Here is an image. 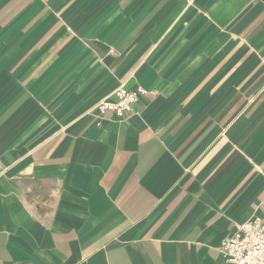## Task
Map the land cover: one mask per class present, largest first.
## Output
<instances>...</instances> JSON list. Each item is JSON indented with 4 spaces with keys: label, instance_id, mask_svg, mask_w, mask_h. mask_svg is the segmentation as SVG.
<instances>
[{
    "label": "crops",
    "instance_id": "0c3cea01",
    "mask_svg": "<svg viewBox=\"0 0 264 264\" xmlns=\"http://www.w3.org/2000/svg\"><path fill=\"white\" fill-rule=\"evenodd\" d=\"M254 217L264 0H0V264H219Z\"/></svg>",
    "mask_w": 264,
    "mask_h": 264
},
{
    "label": "built area",
    "instance_id": "2783aa9c",
    "mask_svg": "<svg viewBox=\"0 0 264 264\" xmlns=\"http://www.w3.org/2000/svg\"><path fill=\"white\" fill-rule=\"evenodd\" d=\"M147 91L137 88L134 91L118 89L116 101L101 102L97 105L100 116L107 112L118 118L130 114L138 98ZM222 262L219 264H264V221L254 217L236 227V231L223 239L220 244Z\"/></svg>",
    "mask_w": 264,
    "mask_h": 264
}]
</instances>
